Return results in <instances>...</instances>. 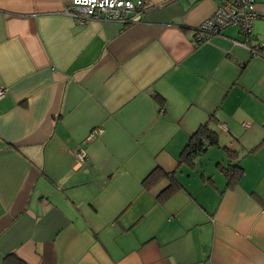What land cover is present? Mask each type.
Here are the masks:
<instances>
[{
	"label": "crops",
	"instance_id": "1",
	"mask_svg": "<svg viewBox=\"0 0 264 264\" xmlns=\"http://www.w3.org/2000/svg\"><path fill=\"white\" fill-rule=\"evenodd\" d=\"M222 1L143 0L120 24L0 0V264H264V0L259 55L235 26L197 42ZM204 123L218 144L180 164ZM157 167L181 184L163 200Z\"/></svg>",
	"mask_w": 264,
	"mask_h": 264
},
{
	"label": "built area",
	"instance_id": "2",
	"mask_svg": "<svg viewBox=\"0 0 264 264\" xmlns=\"http://www.w3.org/2000/svg\"><path fill=\"white\" fill-rule=\"evenodd\" d=\"M259 0H223L216 9L207 16L196 28L195 38L204 41L212 36L235 26L244 41L240 44L247 47L252 55H259L261 43L255 41L253 46L247 42L252 33V24L257 17L256 4ZM144 12L143 0H70L64 13L77 20H98L102 22H117L120 24H134L142 21ZM5 90L0 88V98ZM100 131V130H99ZM99 131H96L97 133ZM92 136V133L89 137ZM86 153L83 149L75 152V158L83 161Z\"/></svg>",
	"mask_w": 264,
	"mask_h": 264
},
{
	"label": "trees",
	"instance_id": "3",
	"mask_svg": "<svg viewBox=\"0 0 264 264\" xmlns=\"http://www.w3.org/2000/svg\"><path fill=\"white\" fill-rule=\"evenodd\" d=\"M199 43V41H197ZM247 42L253 46L251 42V36L247 39ZM158 101L162 104L163 99L160 96ZM218 144L217 132L212 129L207 123L200 124L197 129L189 136L187 143L184 145L178 157V162L188 164L192 166L195 162L196 157L203 153V151L210 145ZM227 154V164L222 165L218 163V167L226 178L227 184H231L233 181H237L241 175L242 168L236 159V152L228 147H224ZM168 178V184L159 192L158 198L163 200L171 195L173 192L181 188V184L178 180L170 173L165 172L160 167L152 170L148 176L144 179L143 185H149L157 182L162 177ZM9 257V256H8ZM14 260V264H23L21 260L15 256L11 257Z\"/></svg>",
	"mask_w": 264,
	"mask_h": 264
}]
</instances>
